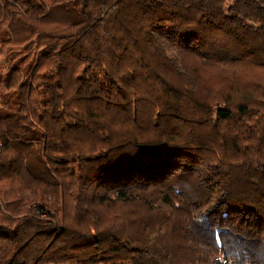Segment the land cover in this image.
Returning <instances> with one entry per match:
<instances>
[{
    "label": "trees",
    "instance_id": "obj_1",
    "mask_svg": "<svg viewBox=\"0 0 264 264\" xmlns=\"http://www.w3.org/2000/svg\"><path fill=\"white\" fill-rule=\"evenodd\" d=\"M6 53L0 264H264V0H0Z\"/></svg>",
    "mask_w": 264,
    "mask_h": 264
},
{
    "label": "rangeland",
    "instance_id": "obj_2",
    "mask_svg": "<svg viewBox=\"0 0 264 264\" xmlns=\"http://www.w3.org/2000/svg\"><path fill=\"white\" fill-rule=\"evenodd\" d=\"M13 52L19 53V52H21V50H18V49L15 50L14 49ZM166 52L170 58L176 59L175 58L176 53L173 50H171L170 48H167ZM10 57H11L10 53H6V55H2V56L0 55V83L3 80H5V77L8 75V73L6 71H3V70H5L6 67L8 66V64H9L8 59H10ZM185 71H187V70H185ZM236 72H237V74H236ZM253 73H255V70L249 69L247 67H243L242 69H235L234 72H232L228 75L229 78L227 77V79H225V82H227V80H228L229 82L232 83L233 81L236 82V80H237V82L241 83L243 81L250 79V77H252ZM207 75H209L210 79L207 78ZM238 75H240L241 78H238L239 77ZM230 76H232L233 81L231 80ZM216 78H217V75H213L211 73L209 74V72L198 73L197 81H196V87H197V91H198L199 95H204L208 91V88L210 87V85L213 84V86H214V82L217 81ZM2 84H4V83H2ZM2 87H3V85H2ZM0 90L3 91V89H0ZM0 106H1V104H0ZM219 262L221 264V261H219Z\"/></svg>",
    "mask_w": 264,
    "mask_h": 264
},
{
    "label": "built area",
    "instance_id": "obj_3",
    "mask_svg": "<svg viewBox=\"0 0 264 264\" xmlns=\"http://www.w3.org/2000/svg\"><path fill=\"white\" fill-rule=\"evenodd\" d=\"M221 261V264H229V263H227L225 260H220Z\"/></svg>",
    "mask_w": 264,
    "mask_h": 264
}]
</instances>
